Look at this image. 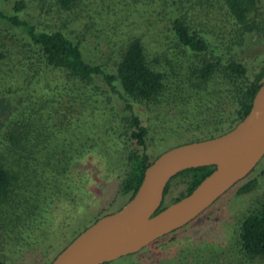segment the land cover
Instances as JSON below:
<instances>
[{
	"label": "trees",
	"instance_id": "1",
	"mask_svg": "<svg viewBox=\"0 0 264 264\" xmlns=\"http://www.w3.org/2000/svg\"><path fill=\"white\" fill-rule=\"evenodd\" d=\"M10 2L0 8V31L14 30L11 46L7 41L0 49V101L12 97L6 111L0 103V264H7L4 244L20 252L37 245L49 264L82 229L124 204L101 207L47 254L43 242L52 235L56 204L70 206L68 221H61L67 224L91 196L88 176L77 168L86 153L97 149L113 165L117 194L127 195L126 201L134 194L158 155L151 158L147 151L149 127L136 104L181 113L179 144L232 128L250 110L264 80V54L252 70L237 54L248 40L264 41V0H40L66 13L60 16L64 27L32 22L21 15L25 0ZM146 19L155 30L150 44L132 31ZM124 22L128 31L117 42L118 57L111 64L95 60L89 34L115 36ZM60 94L69 97L58 102L66 107L62 113L51 110ZM214 167L193 166L173 175L164 195L175 178L184 186L161 208L188 194ZM254 185L248 180L238 192ZM236 234L241 257H264V195Z\"/></svg>",
	"mask_w": 264,
	"mask_h": 264
},
{
	"label": "rangeland",
	"instance_id": "2",
	"mask_svg": "<svg viewBox=\"0 0 264 264\" xmlns=\"http://www.w3.org/2000/svg\"><path fill=\"white\" fill-rule=\"evenodd\" d=\"M25 1L28 5L21 12L22 17L42 25L49 23L51 26H62L61 22L64 19L60 16L66 15L65 12H57L54 5L53 7L48 4L41 6L40 0ZM47 1L49 2V0ZM10 3V0H0V8L9 7ZM118 28L115 36H107L104 32L98 36L93 32L89 34L88 43L93 45L92 47L96 51V54L91 53L95 60H105L106 63L111 64L118 57L117 42H119V37L128 31V27L124 22ZM153 30L147 19L137 21L132 26L133 34L140 35L146 44L154 42L155 30L154 32ZM12 31L14 30L1 29V50H4L9 44L11 46L14 41L9 39ZM7 41H9L8 45H6ZM237 54L240 58L242 57L249 70H252L257 64L258 58L264 54V41L248 40L243 46L238 47ZM19 95L21 94L19 93ZM11 98L1 99L0 103L4 111L8 108ZM68 98L66 95L56 96L55 101L51 104V110L59 109L61 113L64 112L66 107L58 106V102L68 100ZM135 107L142 123L149 127L147 151L151 158L180 142L179 138L183 130H181V113H176L171 107H168L165 112L152 103H138ZM81 117L82 123L86 124L87 115ZM96 117L98 118L97 115ZM77 119L73 120L74 123ZM97 151L96 149L86 153L77 164V168L84 170L88 176L85 185L91 192V196L88 195L90 198H86L89 200L82 203L78 210L76 209L73 214L69 215L71 217L67 224H62V220L71 212L70 206L66 202H59L55 206L53 213L57 220H54L52 235L43 242L49 255L50 253L54 254L65 244L74 235L75 229L86 226L89 219L95 216V211L101 207L104 209L109 206L117 208L127 199V195L120 196L116 193L118 178L113 172V165L108 164L103 155ZM252 179L255 180L253 188L247 192H238L244 182ZM172 182L169 193L164 195L165 202H168L169 197L184 186L182 182H178L177 178ZM263 195L264 155L245 178L230 187L197 217L181 226V229L154 239L136 252L124 254L100 264H264V257L250 259L241 257L236 244V230L241 219L258 204ZM114 196L116 200L109 203ZM88 202L89 204H87ZM64 221L66 223L68 218ZM42 249L45 250L43 247ZM1 256L7 264H44L43 259L41 260L42 251L37 245L20 252L12 250L10 245L4 244L1 245Z\"/></svg>",
	"mask_w": 264,
	"mask_h": 264
},
{
	"label": "water",
	"instance_id": "3",
	"mask_svg": "<svg viewBox=\"0 0 264 264\" xmlns=\"http://www.w3.org/2000/svg\"><path fill=\"white\" fill-rule=\"evenodd\" d=\"M264 155V80L250 110L220 134L173 145L146 166L134 194L76 234L49 264H100L135 252L194 219L245 177ZM215 165L186 195L161 208L177 172Z\"/></svg>",
	"mask_w": 264,
	"mask_h": 264
},
{
	"label": "flooded vegetation",
	"instance_id": "4",
	"mask_svg": "<svg viewBox=\"0 0 264 264\" xmlns=\"http://www.w3.org/2000/svg\"><path fill=\"white\" fill-rule=\"evenodd\" d=\"M138 251V250H137ZM136 252V251H135ZM104 263V262H103Z\"/></svg>",
	"mask_w": 264,
	"mask_h": 264
}]
</instances>
